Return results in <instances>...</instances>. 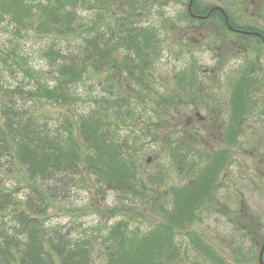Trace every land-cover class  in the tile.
<instances>
[{
    "label": "trees",
    "instance_id": "obj_1",
    "mask_svg": "<svg viewBox=\"0 0 264 264\" xmlns=\"http://www.w3.org/2000/svg\"><path fill=\"white\" fill-rule=\"evenodd\" d=\"M92 2L85 7H103L111 16L109 10L116 0ZM84 4L86 0H0V27L7 31L0 33V264H92L95 252L102 255L101 264H176L188 255V249L182 247L183 237L205 259L221 261L218 252L223 251L209 244L193 226L200 221V212L210 213L221 187L220 175L231 161L229 147L238 144L243 122L256 108L254 93L264 92V64L258 61H250L237 76L234 72L235 78L228 82L229 116L217 128L223 144L220 149L199 154L198 161H193L195 150L187 142L189 138H174L175 129L167 124L161 123L159 134L152 130L157 135L154 139L165 141L176 172L186 178L183 184L169 188L168 204L153 205L159 221L144 228L125 217L95 227L91 233L79 230L80 223L79 228L61 227L48 220L50 210L61 206L86 178L97 185L101 196L114 191L145 201L147 186L134 146L140 132L128 128L122 137L118 128L141 119L136 96L127 93L130 83L139 84L154 97L156 122L148 120L145 133L151 132L152 125L160 127L162 116L179 113L186 95L187 104H196L195 96L202 92L187 69L174 73L173 85L161 81V94L152 87L151 56L158 48V34L153 27L137 25L131 19L141 12L138 9L145 10L147 0L122 1L123 10L114 23L97 9L86 26L81 22ZM187 6L188 2L185 15L195 22ZM199 9L193 0L190 12L207 13ZM227 16L232 26L238 25ZM219 19L223 23L221 15ZM28 40L39 45L49 70L32 66L22 48ZM105 71L110 74L100 79ZM5 73L13 78L7 79ZM52 105L68 113L52 115L47 110ZM7 179L10 186L4 184ZM149 181L164 186L160 173ZM237 218L242 233L253 242V221L258 217L239 213ZM179 234L182 240L177 238ZM239 255L236 252L235 261H241ZM256 259L260 264L257 252Z\"/></svg>",
    "mask_w": 264,
    "mask_h": 264
},
{
    "label": "rangeland",
    "instance_id": "obj_2",
    "mask_svg": "<svg viewBox=\"0 0 264 264\" xmlns=\"http://www.w3.org/2000/svg\"><path fill=\"white\" fill-rule=\"evenodd\" d=\"M122 1L125 3L126 0H116L112 9L109 10L110 16L109 13L105 14L107 9L105 10L103 7L94 9L85 7L88 2L90 5L94 2L86 0V4L81 10L82 24L89 25L93 21L97 9L107 20L114 23L115 18L123 10L120 7ZM147 2L145 10L138 9L141 12L132 16L131 19L133 18L137 25L153 27L158 34V48L156 54L151 56V59L153 58L150 79L152 87L161 94L164 91H161V81L168 80L170 85H173L174 73L187 69L193 75L192 83L199 86V90L202 92L196 94L195 100H198L196 104H187L189 100L186 95L183 98L186 102L179 107V113L171 112L170 115L162 116L160 127L152 125L149 128L151 132L145 133L144 130L148 129L147 121L156 122L154 115L158 111L152 102L154 97L148 96L139 84L130 83L131 87L127 93L132 94L131 97L136 96L135 108L137 113L141 114V119L135 124L130 122H127V125L120 124L118 128L122 137L127 134L128 128H131L135 133L140 132L139 139L134 146L143 181L147 186L143 195L145 201L143 198L142 200L126 198L114 191H107L104 196H101V193H98L100 190L97 185L86 178V183L81 187L74 188L61 206L57 205L56 208L50 210L48 216L50 223L59 224L61 227L65 224L78 226L80 223L79 230L85 228L89 230L88 232L94 233L95 227H104L106 224L125 217L132 219L133 225H140L144 228L154 221H159L158 210L156 207L153 208V205L164 202L163 206L168 204L170 202L169 188L183 184L186 178L176 172L171 164L169 149L165 147L166 144L163 145L165 141L162 144L157 138L154 139L153 136L157 137V135H154L152 130L158 131L156 133L159 134L161 127L167 124L175 129L174 138L181 137L184 141L189 138L187 142L193 144L195 150L191 154L193 161H198L199 154H207L220 149L223 144L217 128L218 124L222 123L223 126L227 122L229 113V108H227L228 82L234 79V74L237 76V71L248 65L250 61L257 62V56H260V63L264 61V56H261L264 53V48L259 47V44H242L236 41L235 35L218 26L215 27L209 23L198 25L196 22H191L185 15L188 0H147ZM197 2L203 4L221 3L220 0H197ZM222 3L235 21L250 22L264 27V8H262L260 16L257 17L251 14V12L255 13L253 11L254 4H250L246 11L244 7L247 3L244 4L242 1V5L241 0L231 2L222 0ZM262 3V7H264V2ZM94 4L97 3L94 2ZM123 8L126 10L125 6ZM0 33L1 35L7 33L4 26L0 27ZM221 37L225 39V42L229 43L228 40H230L231 44L222 48L218 41ZM24 45L25 47L22 48L29 54L32 66L38 70H49L50 66L46 63V59L41 56L40 51L38 52L39 45L30 40ZM259 52L262 53L259 54ZM107 74L110 73L107 71L101 73L100 79H106ZM4 76L9 80L13 78L9 73H5ZM49 78L50 75H48ZM195 88L192 90L197 91ZM257 94L254 93L253 98L258 107ZM47 110L56 116L68 113L67 109L58 105L48 106ZM251 114L252 112L249 113V115ZM157 117L161 119V114ZM247 121L243 126L244 133L237 137L238 144L232 148L229 147L231 161L220 175L221 187L214 195L210 213L200 212V221H197L193 226L201 235L207 237L209 244H213L219 248V251L220 249L223 251L222 254L218 252L220 256H224L233 264H256V252L258 253V248L261 247V238L264 237V115H251ZM183 124L185 126L182 127ZM181 127H185L184 132L180 129ZM183 133L186 134L183 135ZM241 143L243 144L241 145ZM129 144L133 146L131 139H129ZM158 173L163 176V187L149 181V177L158 175ZM4 184L10 186L11 180H5ZM108 209L111 211L108 212ZM99 212L101 216H99ZM239 213L241 217H258L257 221L255 219L253 221L256 227L253 242L242 233L243 226L237 218ZM228 217H231L233 221L231 222ZM236 226L242 228H236ZM66 229L67 226L63 230ZM182 237L183 235L179 234L177 238L182 240ZM182 244L183 248L185 246L188 249V255L182 262L176 264L203 262L200 257H192L193 253L187 246L184 237ZM236 252L242 256L241 261L234 260ZM232 253L234 255L232 258L226 256L232 255ZM101 257L100 253L92 254V264L103 263Z\"/></svg>",
    "mask_w": 264,
    "mask_h": 264
},
{
    "label": "flooded vegetation",
    "instance_id": "obj_3",
    "mask_svg": "<svg viewBox=\"0 0 264 264\" xmlns=\"http://www.w3.org/2000/svg\"><path fill=\"white\" fill-rule=\"evenodd\" d=\"M220 1H221V3L216 2V3H213V4H203V3H198L197 0H196L197 7L200 8L199 11H201V12H205L206 11L207 13L206 14H201V15L197 14L198 17L196 18L197 20L195 22L198 23V25L200 24L199 22H201V24L205 23V25H207L209 23V25H215V27L218 26V27H220L221 29H224L227 32H231V34H233V35H235L237 37L236 41L241 42L242 44L243 43L244 44L245 43H249V44L255 43V44H259V47L264 46V27L262 28L260 26L255 25V24H252L250 22H248V23H244V22L240 23L239 21H235L234 20L238 25L237 26H232L229 23L230 26L233 28V29H229L226 26L224 21H223V23L220 21L219 15H221L223 17V13L226 14V15H229L231 18H233L229 14L228 10L225 9V6L222 5L223 4L222 0H220ZM225 1H227V0H225ZM231 1H233V0H230V2ZM242 1H243L244 4L247 3L246 6L244 7V9L246 11L248 10V7H249L250 4H254V8L255 9L253 11L255 13L251 12V14H253V15L257 16V17L260 16L261 10H262V8H264V7H262V4H263L262 2H264V0H257V1L256 0H241V3H242ZM232 3L235 4L234 2H232ZM243 3H242V5H243ZM218 41L220 42L222 48L227 47L228 44H231L230 40H228L229 43L225 42V39L223 37L219 38ZM217 48L219 49V46ZM261 53L262 52H259V54H261ZM256 56H257V54H256ZM261 56H264V53H262ZM257 95H258V98H259L258 107L256 106L254 112L251 115H254V114H256V116L257 115H262V114L264 115V92L263 91L261 93L259 92ZM228 96H229V93H228ZM227 100H228V97H227ZM256 105H257V102H256ZM227 108H228V105H227ZM251 115H249V117L247 116L246 122H248L247 120H249V118H251ZM227 119H228V114H227ZM212 120H214V117H212ZM244 124H245V122H243V126H244ZM242 133H244V129H243ZM242 144L243 143H241V145ZM190 249H191V253H193L192 257L193 256H196L198 258L200 257V258L203 259V262H194V263H188V264H204V263L205 264H229L228 263L229 260H226L224 258V256L221 257L223 261L221 260L219 262L213 263L212 261H210V259H205L196 250H193L192 248H190Z\"/></svg>",
    "mask_w": 264,
    "mask_h": 264
},
{
    "label": "water",
    "instance_id": "obj_4",
    "mask_svg": "<svg viewBox=\"0 0 264 264\" xmlns=\"http://www.w3.org/2000/svg\"><path fill=\"white\" fill-rule=\"evenodd\" d=\"M191 2H192V0H190V2H189V7H188V10H189V11H190V5H191ZM224 17H225V24H226V26H227L229 29H233V28L230 26L229 21H228V19H227V16H226L225 14H224ZM147 162H149V160H147ZM263 251H264V242H263L262 245H261V248H260V251H259V255H258V259H259V263H260V264H264V261H263V259H262Z\"/></svg>",
    "mask_w": 264,
    "mask_h": 264
}]
</instances>
